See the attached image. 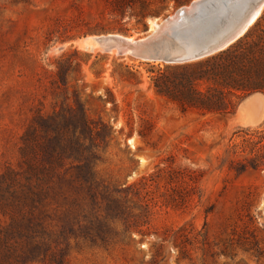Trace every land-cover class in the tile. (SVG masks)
<instances>
[{
    "label": "rangeland",
    "instance_id": "1",
    "mask_svg": "<svg viewBox=\"0 0 264 264\" xmlns=\"http://www.w3.org/2000/svg\"><path fill=\"white\" fill-rule=\"evenodd\" d=\"M113 3L0 0V230L26 225L2 264H264V93L224 115L181 104L212 92L209 65L81 43L157 17L135 3L106 31Z\"/></svg>",
    "mask_w": 264,
    "mask_h": 264
},
{
    "label": "water",
    "instance_id": "2",
    "mask_svg": "<svg viewBox=\"0 0 264 264\" xmlns=\"http://www.w3.org/2000/svg\"><path fill=\"white\" fill-rule=\"evenodd\" d=\"M264 10V0H192L162 17H151L143 36L128 41L107 34L106 52L147 62L182 64L222 51L243 37Z\"/></svg>",
    "mask_w": 264,
    "mask_h": 264
},
{
    "label": "trees",
    "instance_id": "3",
    "mask_svg": "<svg viewBox=\"0 0 264 264\" xmlns=\"http://www.w3.org/2000/svg\"><path fill=\"white\" fill-rule=\"evenodd\" d=\"M185 1L174 0L176 5ZM135 3L141 8L138 15L139 19H137V21L141 23L148 15L157 16L160 13V10L164 7V5L157 6V4H162L163 0L149 2L144 0H114L111 14L117 19L115 20L117 27L105 30L125 34L127 29L120 21L123 20L126 10H132L135 7ZM150 6L157 7L149 9ZM263 43L264 13L261 14L243 37L239 38L226 49L193 62H186L178 64L177 66L175 65V67L183 69L200 65H209L211 68L209 71H206V78L208 77V79L212 80L214 85L212 92L207 90L203 93L190 89L184 95L183 99H181L180 103L194 107L203 113L224 115L234 112L237 103L245 96L255 92L264 93ZM233 98L237 100L236 103L233 102ZM36 115V119L45 121V119L38 116V114ZM31 136V138H33L34 134ZM21 151L24 153L34 152L31 142L26 141L24 143V148H22ZM28 166L31 168L29 161ZM166 169L167 168L164 167L158 171H166ZM152 177V175L142 177L138 184H134L130 189L137 191L139 186L144 185L147 181L152 179ZM29 200H31V198H28V201ZM0 212L2 215H6L5 207L1 204ZM25 227L26 225L22 220L14 218L12 219V226H10V228H5L3 233L2 230H0V264L8 262V258L13 256V252H8L5 248L6 237L12 232H23L21 228Z\"/></svg>",
    "mask_w": 264,
    "mask_h": 264
},
{
    "label": "bare ground",
    "instance_id": "4",
    "mask_svg": "<svg viewBox=\"0 0 264 264\" xmlns=\"http://www.w3.org/2000/svg\"><path fill=\"white\" fill-rule=\"evenodd\" d=\"M102 37H88L87 39H85V40H83V42H81V43H85V44H91V45H93V47L97 50V48L99 47L100 48V46H98L99 44L98 43H100L101 45H102V43H104L103 41H101V42H98V39L100 40ZM102 40V39H101ZM128 41H132V39H127ZM88 46V45H87ZM97 46V47H96ZM110 53H113V54H115V55H117L114 51H112L111 50V52Z\"/></svg>",
    "mask_w": 264,
    "mask_h": 264
}]
</instances>
